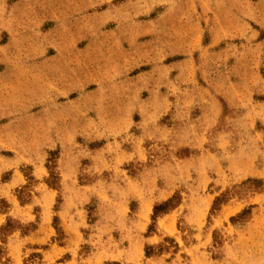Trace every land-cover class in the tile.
Instances as JSON below:
<instances>
[{"label": "rangeland", "instance_id": "obj_1", "mask_svg": "<svg viewBox=\"0 0 264 264\" xmlns=\"http://www.w3.org/2000/svg\"><path fill=\"white\" fill-rule=\"evenodd\" d=\"M9 219L0 264H264V0H0Z\"/></svg>", "mask_w": 264, "mask_h": 264}, {"label": "trees", "instance_id": "obj_2", "mask_svg": "<svg viewBox=\"0 0 264 264\" xmlns=\"http://www.w3.org/2000/svg\"><path fill=\"white\" fill-rule=\"evenodd\" d=\"M219 201H220V198L216 200L215 204H218ZM178 204H179V197L174 196L171 199H169V200H167L161 204L156 205L154 207V213H153V217H152L153 225H155L159 216H161L163 214H167L169 211L173 210ZM11 224H12V220L9 219L7 224L0 229L1 234L4 233V235L7 234V236H10L11 234H13L15 231L13 228H11ZM33 229L35 230L36 228L33 227ZM153 229H154V227L151 226L150 231H153ZM151 250H152L151 247H147V249H146V256L147 257L152 256Z\"/></svg>", "mask_w": 264, "mask_h": 264}]
</instances>
